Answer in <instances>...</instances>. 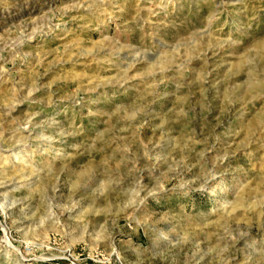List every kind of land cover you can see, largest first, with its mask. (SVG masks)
I'll return each mask as SVG.
<instances>
[{"label":"rangeland","instance_id":"1","mask_svg":"<svg viewBox=\"0 0 264 264\" xmlns=\"http://www.w3.org/2000/svg\"><path fill=\"white\" fill-rule=\"evenodd\" d=\"M0 264H264V0H0Z\"/></svg>","mask_w":264,"mask_h":264}]
</instances>
